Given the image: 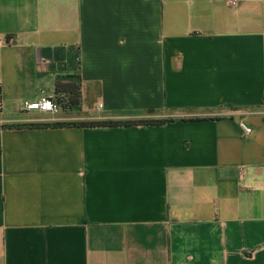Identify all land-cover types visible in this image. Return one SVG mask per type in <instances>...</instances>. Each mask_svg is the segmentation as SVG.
Masks as SVG:
<instances>
[{
  "label": "crops",
  "instance_id": "crops-1",
  "mask_svg": "<svg viewBox=\"0 0 264 264\" xmlns=\"http://www.w3.org/2000/svg\"><path fill=\"white\" fill-rule=\"evenodd\" d=\"M0 264H264V0H0Z\"/></svg>",
  "mask_w": 264,
  "mask_h": 264
},
{
  "label": "trees",
  "instance_id": "trees-1",
  "mask_svg": "<svg viewBox=\"0 0 264 264\" xmlns=\"http://www.w3.org/2000/svg\"><path fill=\"white\" fill-rule=\"evenodd\" d=\"M59 109L63 113L74 111L80 103L81 88L80 84L75 81L61 82L57 79L55 82V94L53 96ZM171 120H155V119H136L130 121H87V122H60L53 124H24V125H5L1 129H12L19 127L27 128H98V127H130V126H159L164 125Z\"/></svg>",
  "mask_w": 264,
  "mask_h": 264
},
{
  "label": "built area",
  "instance_id": "built-area-1",
  "mask_svg": "<svg viewBox=\"0 0 264 264\" xmlns=\"http://www.w3.org/2000/svg\"><path fill=\"white\" fill-rule=\"evenodd\" d=\"M99 107L101 108V106ZM22 109L25 112H38L49 115H57L60 110L53 97H41L37 101L24 102ZM241 129L245 134L251 133V129L244 124L241 125Z\"/></svg>",
  "mask_w": 264,
  "mask_h": 264
},
{
  "label": "rangeland",
  "instance_id": "rangeland-1",
  "mask_svg": "<svg viewBox=\"0 0 264 264\" xmlns=\"http://www.w3.org/2000/svg\"><path fill=\"white\" fill-rule=\"evenodd\" d=\"M61 111L59 110V113H60ZM34 113H38V112H34ZM46 114H43V115H39V116H41V117H44ZM48 115V114H47Z\"/></svg>",
  "mask_w": 264,
  "mask_h": 264
}]
</instances>
